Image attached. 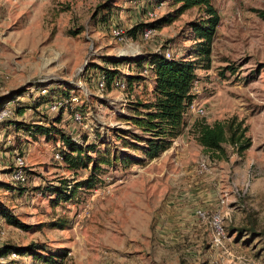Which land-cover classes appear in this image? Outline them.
Listing matches in <instances>:
<instances>
[{"label": "rangeland", "instance_id": "1", "mask_svg": "<svg viewBox=\"0 0 264 264\" xmlns=\"http://www.w3.org/2000/svg\"><path fill=\"white\" fill-rule=\"evenodd\" d=\"M213 3L220 21L211 62L196 68L192 87L205 113L187 106L182 132L147 159L129 133L122 135L128 128L140 131L130 118L132 106L152 97L150 70L137 73L131 59L165 50L191 58L187 22L200 14L198 7L175 15L171 0H0V95L18 90L24 107L13 118L39 122L60 112L55 126L83 144L107 145L110 157L129 152L141 158L103 164L93 187L57 199L52 188L65 179L71 188L91 164L73 170L56 158L59 133L33 137L0 123V202L26 224L13 226L0 216V246L41 242L48 252H65L55 264H264V0ZM174 15L148 27V36L143 29L127 32ZM113 26L125 36L111 34ZM119 56L127 57L117 64L121 73L142 77L124 78V89L100 91L93 65L111 66L107 59ZM48 88L68 89L74 98L49 110L50 101H34ZM232 117L243 120L251 138L242 153L227 140L224 152L196 140L194 121L223 127ZM15 154L24 163L21 182L9 177ZM6 258L43 264L27 253Z\"/></svg>", "mask_w": 264, "mask_h": 264}, {"label": "trees", "instance_id": "2", "mask_svg": "<svg viewBox=\"0 0 264 264\" xmlns=\"http://www.w3.org/2000/svg\"><path fill=\"white\" fill-rule=\"evenodd\" d=\"M175 6V15L182 13L190 7H198L200 14L187 22L188 28L191 31L194 44L191 50V58L182 59L175 57H166L162 52H151L147 55H137L131 60L139 67L137 73L147 67V63L152 64L150 72L152 75V97L145 101H137L135 106H132L133 113L130 118L135 127L140 129L135 132L134 128H128L127 132H122L126 137L129 133L133 137L131 145L134 148H139L145 158L151 159L161 154L167 149L174 137L182 132L185 120L184 112L189 102L194 97L192 91L193 81L196 77V68L202 66L207 68L211 62V42L216 32L217 25L220 21V15L213 0H171ZM108 5V4H107ZM174 16L169 18H160L155 22H139L131 26L127 32L135 34L138 30L146 27H152L161 24L163 21H170ZM126 56L109 57L107 60L112 63L111 66L94 64L91 71L97 78L102 75L107 88L112 87V82L115 78H125L129 82L139 79L140 74L121 73L117 64L124 61ZM233 68V66H227ZM137 79V80H138ZM19 91L11 90L0 95V108L6 101L13 100L14 114L22 113L24 108L22 100L18 98ZM65 98L70 101L72 91L57 90L48 88L45 94H41L36 104L43 101H52L54 96ZM45 97V98H44ZM41 98V99H40ZM40 99V100H39ZM28 104V103H27ZM36 107L35 105H33ZM23 107V108H22ZM64 106H61L63 109ZM14 115V116H15ZM61 113L51 120L45 121H25L24 118H5L0 123L6 122V125H12L17 130L28 133L33 137L37 135H55L59 133L62 141L60 148L62 160L70 169L87 168L89 164V174L85 178L76 180L71 188L67 189L68 180H62L61 184L53 187L56 192L57 199H67L78 189V187H93L98 181V171L102 169L103 164L111 165L119 160L123 164L129 162H139L141 158L135 157L129 152L118 153L110 157L107 145L100 148L96 143H86L73 138L70 133L57 128L56 122L60 121ZM192 129L195 132L196 140L208 150L224 152L223 141L227 140L235 149L242 153L251 145V138L246 134L247 125L242 119L235 117L225 121L224 126L217 123H209L205 120H196L192 124ZM224 134V139L222 138ZM130 142V140H127ZM94 153V154H93ZM19 182V181H16ZM69 190V192H67ZM0 216L5 222L17 227H25L26 224L19 220L11 210L0 202ZM23 254L27 253L32 257V263L42 262L43 264H55L65 255V252H48V248L41 242H28L24 245L3 244L0 246V264H17L12 259L6 257L11 253ZM60 257V259L58 258Z\"/></svg>", "mask_w": 264, "mask_h": 264}, {"label": "built area", "instance_id": "3", "mask_svg": "<svg viewBox=\"0 0 264 264\" xmlns=\"http://www.w3.org/2000/svg\"><path fill=\"white\" fill-rule=\"evenodd\" d=\"M155 13H156L155 10L154 11L153 10H150V11H148V16L149 17H153L155 15ZM143 30H144V32H143L144 35L145 36H148L151 33L152 28L146 27ZM110 32H111V34H113L114 36H116L118 38H123L125 36V33H124L123 28H121L119 26H113V27H111ZM162 53L166 57H172L169 50H165ZM151 66H152V64H148V66L144 70L145 71L146 70H150ZM96 83H97V88L100 91L106 90L105 80H104V77L102 75H100L97 78ZM112 86H115V87L123 88L124 89L126 87L124 78H115L113 80V82H112ZM45 91H46V88L45 87H42L41 88V92L43 93ZM102 93L103 92H101V94ZM55 97H58V96L55 95L54 96V99L52 101H50V103L48 105V109L49 110H53V111H55V110L59 111V109L61 108V106H64V103L65 102H63V99H65V98L58 97V100H55ZM72 97H73V95H71L70 99H72ZM66 102H67V100H66ZM14 104L15 103L13 102V100H9V101H6L4 103V105L0 108V121L3 120V119H5V118H11V117H13V115H14ZM189 105L191 107V110L194 111L196 114L203 115L205 113L204 106L200 105L199 103H195L194 100H193V98H192V100L189 102V104L187 106H189ZM73 138H75L76 140H78L74 136H73ZM55 156H56V158L62 159V155H61V152L59 150H56ZM201 165L202 166H205V163L202 162ZM9 177H10V179L13 182H16V181L21 182V181H24L25 178H26V174H25V171H24V163H23V160H22L21 156H19L18 154H15V156L13 157V166L9 169ZM221 231L222 230L218 226V232H221ZM10 254L11 255H15L14 252H11Z\"/></svg>", "mask_w": 264, "mask_h": 264}, {"label": "crops", "instance_id": "4", "mask_svg": "<svg viewBox=\"0 0 264 264\" xmlns=\"http://www.w3.org/2000/svg\"><path fill=\"white\" fill-rule=\"evenodd\" d=\"M35 121V120H34Z\"/></svg>", "mask_w": 264, "mask_h": 264}]
</instances>
